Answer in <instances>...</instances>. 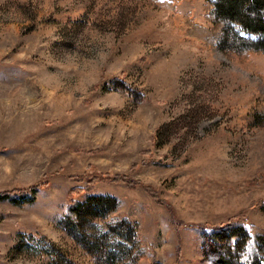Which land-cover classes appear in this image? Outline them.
Returning <instances> with one entry per match:
<instances>
[{"label": "rangeland", "instance_id": "obj_1", "mask_svg": "<svg viewBox=\"0 0 264 264\" xmlns=\"http://www.w3.org/2000/svg\"><path fill=\"white\" fill-rule=\"evenodd\" d=\"M205 14L203 0H0V190L47 181L0 200V264H58L49 244L94 264L58 223L81 172L107 174L91 191L117 197L159 264H203L216 246L201 227L233 215L264 231V53L221 50L224 31L206 43ZM82 224L128 253L106 217Z\"/></svg>", "mask_w": 264, "mask_h": 264}, {"label": "trees", "instance_id": "obj_2", "mask_svg": "<svg viewBox=\"0 0 264 264\" xmlns=\"http://www.w3.org/2000/svg\"><path fill=\"white\" fill-rule=\"evenodd\" d=\"M179 1L170 0L172 3ZM203 10L206 13V20L212 26L205 28L193 24L192 27H202L200 30L205 33L203 39L206 43L213 44L212 41L219 31H224L223 35L219 36L221 50L240 54L248 51L264 53V39L240 36L230 25L234 22L240 24L247 32L257 36L264 34V0H203ZM106 176V173L97 172L72 174L75 180H84L86 186H74L69 190V193L75 191L82 195L80 198L69 199L65 211L58 218L59 225L89 251L94 264H137L136 259L144 257L148 259V264H159L152 245L140 234L134 221L126 213L117 210V197L91 191L90 185L105 179ZM111 179H121L127 185L139 183L125 174L112 175ZM46 184L47 181H39L27 189L12 187L0 190V200L31 201L34 193ZM145 188L149 189L153 198L163 202L155 190L148 186ZM257 203L264 209V198L259 199ZM91 213L97 217H106L109 230L130 243V247L125 250V252L128 250V253L124 257L119 258L120 254L116 255L110 243H105L102 239L99 242L95 236L87 234L82 229V223ZM236 217L237 215H233L225 222L201 227L203 239H208L209 243L216 246L205 251L203 264H264V231L249 223L246 217L240 214ZM47 253L53 262L73 264L72 260L54 244H49Z\"/></svg>", "mask_w": 264, "mask_h": 264}]
</instances>
